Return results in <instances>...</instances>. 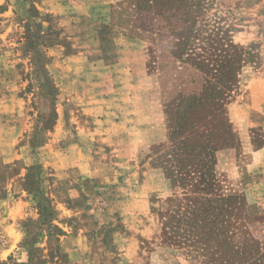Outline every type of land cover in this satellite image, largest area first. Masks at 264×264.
I'll return each instance as SVG.
<instances>
[{
    "label": "rangeland",
    "instance_id": "1",
    "mask_svg": "<svg viewBox=\"0 0 264 264\" xmlns=\"http://www.w3.org/2000/svg\"><path fill=\"white\" fill-rule=\"evenodd\" d=\"M219 238L264 252V0H0V264H207Z\"/></svg>",
    "mask_w": 264,
    "mask_h": 264
},
{
    "label": "trees",
    "instance_id": "2",
    "mask_svg": "<svg viewBox=\"0 0 264 264\" xmlns=\"http://www.w3.org/2000/svg\"><path fill=\"white\" fill-rule=\"evenodd\" d=\"M221 68H223V71L227 74H230L232 71V67H230V65H221ZM200 81H202V79ZM236 82L237 81H235L234 78H220L219 81L215 83L209 81L201 83L200 91L194 93V95L190 97L189 104L185 108V113L189 115V109L203 104L206 94L207 102L213 101L216 104L217 99L222 95V93L227 90H232V88L237 84ZM187 121L188 116L183 114L182 118L180 119L179 126L184 128L187 124ZM39 200L42 202L41 209L43 212H49V214H51L50 216L56 215L55 209L47 197L42 196L39 198ZM207 224V221H202L201 228H206ZM213 232L214 230L211 231V234H213ZM202 234H206V232L202 231ZM205 240L206 239H204V241ZM224 245L225 240L223 238L213 240L212 242L207 241V244L203 249V255L205 257V261H207V264H264V252H256V254H254V251H248L246 247H243V250L241 247H238V249H236L231 255H228L225 251ZM213 249L215 250L212 252L211 250Z\"/></svg>",
    "mask_w": 264,
    "mask_h": 264
},
{
    "label": "crops",
    "instance_id": "3",
    "mask_svg": "<svg viewBox=\"0 0 264 264\" xmlns=\"http://www.w3.org/2000/svg\"><path fill=\"white\" fill-rule=\"evenodd\" d=\"M103 134H104V133H103ZM103 134H102V135H103ZM102 138H103V139H106L107 137H106V136H105V137L102 136ZM92 161H93V157H92V156H89V157H88V156L79 157V167L82 168V171H80V172H81V173H85L86 175H87L88 173H93V172H92V170H93V169H92V168H93V163H92ZM84 162H86L87 165L84 164ZM90 162H91V163H90ZM90 164H91V165H90ZM89 165H90V166H89ZM88 166H89V169H90V170H86V171L83 170L84 167H87V168H88Z\"/></svg>",
    "mask_w": 264,
    "mask_h": 264
}]
</instances>
